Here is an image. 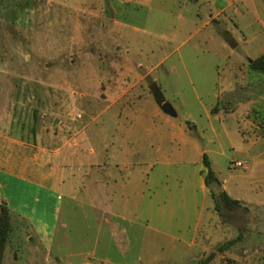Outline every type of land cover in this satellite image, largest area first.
<instances>
[{
  "label": "rangeland",
  "instance_id": "obj_1",
  "mask_svg": "<svg viewBox=\"0 0 264 264\" xmlns=\"http://www.w3.org/2000/svg\"><path fill=\"white\" fill-rule=\"evenodd\" d=\"M235 5L206 24L213 0H0V196L33 220L12 215L5 264L31 261L24 235L42 221L54 234L34 264L87 249L102 214L208 234L195 250L164 237L146 250L160 264H264V74L248 66L264 0Z\"/></svg>",
  "mask_w": 264,
  "mask_h": 264
},
{
  "label": "crops",
  "instance_id": "obj_2",
  "mask_svg": "<svg viewBox=\"0 0 264 264\" xmlns=\"http://www.w3.org/2000/svg\"><path fill=\"white\" fill-rule=\"evenodd\" d=\"M217 1L218 0H213V11L209 13V18L206 20V24L219 19L223 15L224 11L230 6L232 7L233 12H239V7L235 5L237 0H219L224 2V4L221 6L218 5ZM228 37H232L231 34H228ZM0 167L6 168L1 164ZM23 167L25 168V165H23ZM24 168L19 169L17 173H15L17 175L15 177L22 180L26 179L23 175L26 171ZM8 174H10V172H8ZM6 196L7 195L3 193L0 196V201H5L10 207L11 198H8V196ZM19 206L20 205H14L13 207L11 206L10 209L12 210L13 208H19ZM12 215L14 217L23 219L25 222H27V224H33V220H31L29 218V215L27 214H22L20 211H17L16 214ZM135 216L137 217V219L143 218L145 222H137L135 219L128 218L124 214H102L99 218L100 227H98V233L93 239V244L90 247H87V249L85 250L77 253H72V255H68L66 258L58 259V261L54 262V264H160V259L163 260L164 258L159 257L158 254L147 253L146 250L153 252L154 248L156 250L162 249L164 237L167 238L169 236L173 239V241L178 240L191 248V250L203 248L208 243V234L206 232H204L199 239L197 234L198 230L196 229L193 237L187 239L182 233L175 236L171 234L168 229L161 228L157 225H150L149 219H153L152 214H144V216L142 214H137ZM156 218L163 221L164 219L170 220L171 216L165 217L163 214H158ZM119 219L121 221H119ZM122 220H127L128 223L132 224L137 223L141 226V228H137L135 226H131V228H128L124 225ZM104 225L107 226H105L104 229L101 228V226ZM29 229V231H26L24 239H22L24 243H26H23V246H30L29 249L31 250V252H34V254H32L33 257H29L31 261H27V263L34 264V260L32 259L38 258L37 253L41 251V247H43L44 250L48 252L47 246H49V243L52 241L51 238L54 234V229L47 228L46 222L44 221H42V227L37 228L33 226L32 229ZM17 235H22L20 233V229H17ZM124 241H127L129 245L124 244V246H122L121 243H123ZM9 242L10 239L5 246V249L6 247H8ZM5 249L1 264L6 263V261L4 260ZM113 250L117 252V254H115ZM129 250L133 251V254H127ZM80 254H82L81 261H77V256H79ZM48 260L49 259L46 257L45 261ZM8 264H12V261H10Z\"/></svg>",
  "mask_w": 264,
  "mask_h": 264
},
{
  "label": "trees",
  "instance_id": "obj_3",
  "mask_svg": "<svg viewBox=\"0 0 264 264\" xmlns=\"http://www.w3.org/2000/svg\"><path fill=\"white\" fill-rule=\"evenodd\" d=\"M248 66L251 70L264 74V54L256 55L252 59V61L249 62ZM202 157H203V162L207 167L204 180L208 182V184H210L209 180L211 178L216 179L214 175V171L212 170L210 166V161L205 152L203 153ZM219 195L221 197V201L228 209H234L240 204L239 199L232 198L225 190H222ZM216 207L217 209H220V203H217ZM11 218H12V212H11L10 207L5 201H0V264L2 263L5 246L10 239V232L12 229V219ZM233 241H234L233 239H229L219 244L217 247L218 250H224ZM212 255L213 253L211 252L204 259L197 262V264H206L207 261L210 259V257H212Z\"/></svg>",
  "mask_w": 264,
  "mask_h": 264
},
{
  "label": "water",
  "instance_id": "obj_4",
  "mask_svg": "<svg viewBox=\"0 0 264 264\" xmlns=\"http://www.w3.org/2000/svg\"><path fill=\"white\" fill-rule=\"evenodd\" d=\"M250 61H252V59H250ZM154 94H155V97H156L157 101L160 103V106H161L166 112H169V113H171V114H174V109H173V107L171 106V104H170L167 100H165V99L163 98V95H162L161 91L157 90V91H155ZM56 121H57V118H55L53 122H56ZM214 184H215L216 186H213V185H212V190H213L214 193H217V192H218V189H221V187L218 185V182H217L216 179H214Z\"/></svg>",
  "mask_w": 264,
  "mask_h": 264
},
{
  "label": "built area",
  "instance_id": "obj_5",
  "mask_svg": "<svg viewBox=\"0 0 264 264\" xmlns=\"http://www.w3.org/2000/svg\"><path fill=\"white\" fill-rule=\"evenodd\" d=\"M239 164H240L239 161H235V162H234V165H239Z\"/></svg>",
  "mask_w": 264,
  "mask_h": 264
}]
</instances>
